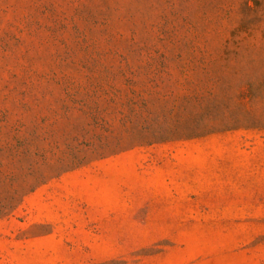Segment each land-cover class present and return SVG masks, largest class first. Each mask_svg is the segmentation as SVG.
Returning <instances> with one entry per match:
<instances>
[{
	"label": "rangeland",
	"instance_id": "1",
	"mask_svg": "<svg viewBox=\"0 0 264 264\" xmlns=\"http://www.w3.org/2000/svg\"><path fill=\"white\" fill-rule=\"evenodd\" d=\"M0 264H264V0H0Z\"/></svg>",
	"mask_w": 264,
	"mask_h": 264
}]
</instances>
